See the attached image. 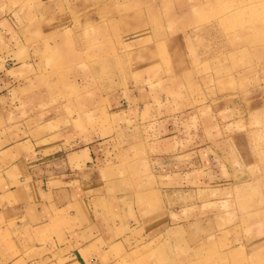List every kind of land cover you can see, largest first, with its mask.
Segmentation results:
<instances>
[{
	"label": "rangeland",
	"instance_id": "rangeland-1",
	"mask_svg": "<svg viewBox=\"0 0 264 264\" xmlns=\"http://www.w3.org/2000/svg\"><path fill=\"white\" fill-rule=\"evenodd\" d=\"M187 2L159 0L157 11H180L201 65L150 92L131 127L114 124L110 97L129 72L114 33L92 34L95 29L45 40L28 76L9 91L13 125H29L40 118L37 111L74 107L100 142L94 166L123 210L147 192L154 202H139L141 215L165 209L169 225L151 238L150 249L119 253L110 264H264V110L244 108L250 93L253 106L264 100V0ZM198 145H207L212 163L234 177L164 190L156 159Z\"/></svg>",
	"mask_w": 264,
	"mask_h": 264
},
{
	"label": "crops",
	"instance_id": "crops-1",
	"mask_svg": "<svg viewBox=\"0 0 264 264\" xmlns=\"http://www.w3.org/2000/svg\"><path fill=\"white\" fill-rule=\"evenodd\" d=\"M158 6L159 0H0V264H110L119 253L150 249L151 238L168 227L164 208L139 213L142 201L154 202L151 192L123 210L94 166L100 142L74 107L37 111L41 120L29 125L7 119L9 91L28 76L45 40L98 29L92 34L114 33L123 48L128 78L110 98L115 128L131 127L150 92L202 62L180 11ZM254 98L250 93L244 103L247 112L264 110V100L253 106ZM207 148L164 151L155 161L163 189L232 179Z\"/></svg>",
	"mask_w": 264,
	"mask_h": 264
}]
</instances>
